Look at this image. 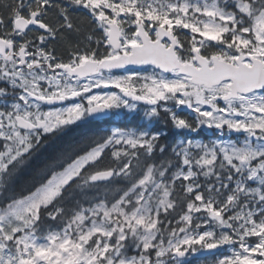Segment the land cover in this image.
Segmentation results:
<instances>
[{
    "label": "snow or ice",
    "instance_id": "6c2138e0",
    "mask_svg": "<svg viewBox=\"0 0 264 264\" xmlns=\"http://www.w3.org/2000/svg\"><path fill=\"white\" fill-rule=\"evenodd\" d=\"M197 255L264 264V0H0V264Z\"/></svg>",
    "mask_w": 264,
    "mask_h": 264
},
{
    "label": "trees",
    "instance_id": "16d2710c",
    "mask_svg": "<svg viewBox=\"0 0 264 264\" xmlns=\"http://www.w3.org/2000/svg\"><path fill=\"white\" fill-rule=\"evenodd\" d=\"M112 126H121V127H144L147 126L146 122L142 119L140 114H127L124 115L120 118L117 119H113L111 121H107L104 123H98V122H91L87 125L82 126L79 129H74L68 137H65V140L71 139V138H75L78 137L82 132H90V131H97V130H105L107 128H110ZM153 127L160 129L161 131H166L167 132V136L164 137V141L168 142V143H172L173 141H175L177 139L178 134L170 129H162L160 127L159 124H156L155 122H153L152 124ZM183 135L186 136H192L193 138L196 139H201L204 141H208L212 138H214L215 133L213 132V130H209V129H202L199 133L197 134H192V133H185ZM235 138V137H234ZM52 148H46L43 151V155L47 156L50 155L52 152ZM212 257H208V258H201L198 256L195 257H191L189 258L187 264H210Z\"/></svg>",
    "mask_w": 264,
    "mask_h": 264
},
{
    "label": "water",
    "instance_id": "95a60500",
    "mask_svg": "<svg viewBox=\"0 0 264 264\" xmlns=\"http://www.w3.org/2000/svg\"><path fill=\"white\" fill-rule=\"evenodd\" d=\"M207 256V255H206Z\"/></svg>",
    "mask_w": 264,
    "mask_h": 264
}]
</instances>
